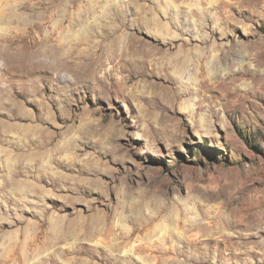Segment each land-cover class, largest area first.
<instances>
[{
	"label": "rangeland",
	"instance_id": "374dc122",
	"mask_svg": "<svg viewBox=\"0 0 264 264\" xmlns=\"http://www.w3.org/2000/svg\"><path fill=\"white\" fill-rule=\"evenodd\" d=\"M0 223V264H264V0H0Z\"/></svg>",
	"mask_w": 264,
	"mask_h": 264
},
{
	"label": "bare ground",
	"instance_id": "6f19581e",
	"mask_svg": "<svg viewBox=\"0 0 264 264\" xmlns=\"http://www.w3.org/2000/svg\"><path fill=\"white\" fill-rule=\"evenodd\" d=\"M186 44V43H185ZM184 44V45H185ZM166 57V56H165ZM193 57V56H192ZM166 61V60H164ZM197 61V60H196ZM169 62L170 65L174 66L173 68H175L176 70H178L177 72L183 73L185 71L186 65L188 64V62H193V58L190 57L189 55V51L188 50H180L175 56H173L170 61H166ZM171 68V67H170ZM174 69V70H175ZM152 85V84H151ZM189 110V109H188ZM190 111V110H189ZM49 168V167H48ZM90 209V208H89ZM116 217V216H115ZM98 223V222H97ZM96 223V224H97ZM1 224V223H0ZM95 224V223H94ZM100 225V224H99ZM5 226L4 223H2L0 225L1 228H3ZM111 226V225H110ZM92 227V225L90 226V228ZM98 227V226H97ZM96 227V228H97ZM95 230V229H94ZM115 231V230H114ZM134 233V232H133ZM56 234V233H55ZM64 234V233H63ZM114 234V233H113ZM110 236V235H109ZM113 236V235H111ZM118 236H116L117 238ZM59 239V238H58ZM65 241V240H64ZM67 249V248H66ZM44 259V258H43Z\"/></svg>",
	"mask_w": 264,
	"mask_h": 264
}]
</instances>
